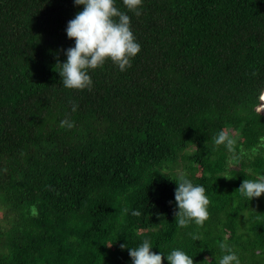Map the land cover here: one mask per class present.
Instances as JSON below:
<instances>
[{"label":"trees","instance_id":"trees-1","mask_svg":"<svg viewBox=\"0 0 264 264\" xmlns=\"http://www.w3.org/2000/svg\"><path fill=\"white\" fill-rule=\"evenodd\" d=\"M116 6L139 53L69 90L56 64L82 8L0 0V264H131L127 247L144 239L194 264H218L221 244L264 264V194L237 191L264 175V0H143L139 16ZM179 173L206 189L202 226L174 220Z\"/></svg>","mask_w":264,"mask_h":264},{"label":"clouds","instance_id":"clouds-1","mask_svg":"<svg viewBox=\"0 0 264 264\" xmlns=\"http://www.w3.org/2000/svg\"><path fill=\"white\" fill-rule=\"evenodd\" d=\"M143 0H123L124 6L141 14L140 7ZM73 5L81 7L74 18L67 22L65 28L66 37L74 41L72 47L63 50L66 57L63 63H57L56 71L61 79V85L69 90H90L93 86L90 70L102 67L106 61L112 62L121 72L131 67V60L140 51V45L136 42L130 27V17L126 12L116 6V0H73ZM77 105L72 104V111L77 110ZM74 123L64 119L60 121V127L71 129ZM232 144L223 133L215 137L217 145ZM236 158L233 157V166ZM174 189L175 204L174 220L178 227L186 228L190 223L202 226L209 217L208 206L210 200L206 195L203 185L195 184L186 173H179ZM239 191L249 201L261 197L264 194V175L256 179H244ZM125 213L128 209L124 210ZM132 216H140L138 210L131 212ZM193 241L201 239L200 235L189 233ZM127 247L121 244V248ZM224 254L218 264H241L240 258L232 248L221 244ZM131 264H162V259L167 264H194L193 257L185 251L173 248L167 255L153 249L149 240L144 239L135 247H127ZM209 261L207 258L202 261Z\"/></svg>","mask_w":264,"mask_h":264},{"label":"bare ground","instance_id":"bare-ground-1","mask_svg":"<svg viewBox=\"0 0 264 264\" xmlns=\"http://www.w3.org/2000/svg\"><path fill=\"white\" fill-rule=\"evenodd\" d=\"M262 100H263V103H264V90H263V93H262Z\"/></svg>","mask_w":264,"mask_h":264}]
</instances>
